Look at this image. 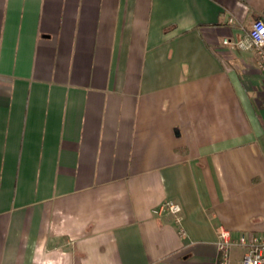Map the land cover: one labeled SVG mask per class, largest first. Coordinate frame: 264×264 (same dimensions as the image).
Here are the masks:
<instances>
[{
	"label": "crops",
	"instance_id": "obj_1",
	"mask_svg": "<svg viewBox=\"0 0 264 264\" xmlns=\"http://www.w3.org/2000/svg\"><path fill=\"white\" fill-rule=\"evenodd\" d=\"M256 20L264 0H0V264H220V228L264 237V76L235 46Z\"/></svg>",
	"mask_w": 264,
	"mask_h": 264
},
{
	"label": "built area",
	"instance_id": "obj_2",
	"mask_svg": "<svg viewBox=\"0 0 264 264\" xmlns=\"http://www.w3.org/2000/svg\"><path fill=\"white\" fill-rule=\"evenodd\" d=\"M224 44L227 40L223 41ZM235 46L240 51H250L253 53L256 66L264 76V22L261 20L254 21L249 30L235 42ZM167 213L174 219L176 225L181 226L182 208L172 201L166 200L160 207L153 211L154 214ZM178 234L183 236L184 230L179 229ZM235 245H241L245 252L241 259V264H264V237L239 235L233 239L230 233L220 228L217 231L216 247L220 256V264H229L230 250Z\"/></svg>",
	"mask_w": 264,
	"mask_h": 264
}]
</instances>
